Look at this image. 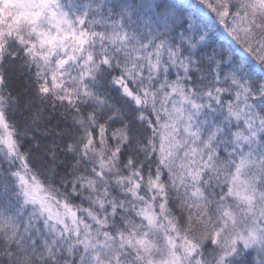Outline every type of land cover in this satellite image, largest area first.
I'll return each instance as SVG.
<instances>
[{"label": "snow or ice", "instance_id": "6c2138e0", "mask_svg": "<svg viewBox=\"0 0 264 264\" xmlns=\"http://www.w3.org/2000/svg\"><path fill=\"white\" fill-rule=\"evenodd\" d=\"M0 264H264V0H0Z\"/></svg>", "mask_w": 264, "mask_h": 264}, {"label": "trees", "instance_id": "16d2710c", "mask_svg": "<svg viewBox=\"0 0 264 264\" xmlns=\"http://www.w3.org/2000/svg\"><path fill=\"white\" fill-rule=\"evenodd\" d=\"M178 3H182V4H192V5H198L199 4V0H177ZM229 43L228 39L224 36H222L218 41H217V46H220L221 44H224L225 46H227V44ZM233 47H235V45H233ZM236 54L238 56H243L245 55L243 52H241L238 48L236 49ZM19 86V81L16 80L15 78L13 79V87H18Z\"/></svg>", "mask_w": 264, "mask_h": 264}, {"label": "rangeland", "instance_id": "374dc122", "mask_svg": "<svg viewBox=\"0 0 264 264\" xmlns=\"http://www.w3.org/2000/svg\"><path fill=\"white\" fill-rule=\"evenodd\" d=\"M222 37V36H221Z\"/></svg>", "mask_w": 264, "mask_h": 264}]
</instances>
